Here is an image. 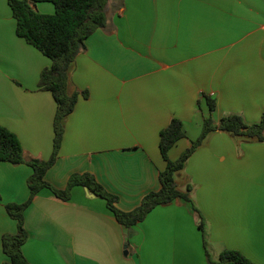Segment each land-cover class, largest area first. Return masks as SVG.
<instances>
[{
	"label": "crops",
	"instance_id": "1",
	"mask_svg": "<svg viewBox=\"0 0 264 264\" xmlns=\"http://www.w3.org/2000/svg\"><path fill=\"white\" fill-rule=\"evenodd\" d=\"M34 7L55 13L51 3ZM106 17L72 65L69 87L79 99L46 180L64 190L73 175L92 174L131 212L161 189L160 134L172 120L186 133L172 161L210 116L217 125L229 115L261 120L264 0H109ZM51 65L17 35L9 0H0V125L19 138L27 161L54 151L57 104L39 89ZM33 173L0 161V264L8 260L3 236L18 231L6 206L30 199ZM176 183L192 187L193 204L158 207L131 229L87 188L75 187L68 201L44 189L25 212L23 253L31 264H208L207 254L236 250L264 264V142L213 132Z\"/></svg>",
	"mask_w": 264,
	"mask_h": 264
},
{
	"label": "trees",
	"instance_id": "2",
	"mask_svg": "<svg viewBox=\"0 0 264 264\" xmlns=\"http://www.w3.org/2000/svg\"><path fill=\"white\" fill-rule=\"evenodd\" d=\"M109 0H9V5L17 21V35L35 47L52 61V65L42 71L39 89L50 92L57 104L55 117L54 151L48 161H27L21 141L11 131L0 125V161L14 165L27 164L34 170L28 180L31 196L24 204H9L8 214L17 221L16 234L3 236V250L8 260L4 264H31L23 253V247L29 239L25 225V212L35 197L44 189H49L59 199L68 201L75 187L87 188L95 196L106 201L122 226L131 229L142 223L156 208L168 206L177 200L192 203V187L181 191L176 183V175L184 170L195 151L201 147L210 134L222 131L233 136L245 137L253 141L264 142V115L255 124H248L239 115L222 118L217 125L212 116L204 121L201 136L192 142L181 157L172 161L171 149L186 138L183 123L174 119L160 134V150L167 163L160 173L161 189L146 195L139 207L131 212L117 208L118 198L109 193L92 174L73 175L64 190H59L46 180L47 172L55 165L64 136V121L75 110L79 94L72 93L69 87L70 71L79 55L86 51L87 39L107 23ZM51 3L55 6L54 14H43L35 9V4ZM211 114L216 110V103L208 101ZM202 228V226H201ZM208 264H255L236 250H224L218 259L209 254Z\"/></svg>",
	"mask_w": 264,
	"mask_h": 264
}]
</instances>
